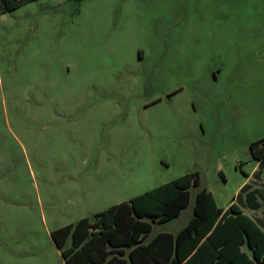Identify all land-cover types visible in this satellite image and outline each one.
Listing matches in <instances>:
<instances>
[{"label":"rangeland","instance_id":"obj_1","mask_svg":"<svg viewBox=\"0 0 264 264\" xmlns=\"http://www.w3.org/2000/svg\"><path fill=\"white\" fill-rule=\"evenodd\" d=\"M263 138L264 0H0V264H62L51 231L186 173L264 195Z\"/></svg>","mask_w":264,"mask_h":264},{"label":"trees","instance_id":"obj_2","mask_svg":"<svg viewBox=\"0 0 264 264\" xmlns=\"http://www.w3.org/2000/svg\"><path fill=\"white\" fill-rule=\"evenodd\" d=\"M263 150L264 138L249 146L259 168L264 166ZM198 186L197 173H186L91 218L57 228L49 238L62 264H126L120 257L128 248L131 264H264V230L234 203L226 210L216 207L211 194ZM190 188L197 191L187 223L175 234L160 233L142 243L152 222H168L187 207ZM242 246L251 251V258Z\"/></svg>","mask_w":264,"mask_h":264},{"label":"crops","instance_id":"obj_3","mask_svg":"<svg viewBox=\"0 0 264 264\" xmlns=\"http://www.w3.org/2000/svg\"><path fill=\"white\" fill-rule=\"evenodd\" d=\"M261 189H259V190L258 189H255L252 192H249V194L245 197L243 204L242 203L241 204L239 203V206H237V205L236 206L240 209V211L242 212V214H244L245 216H247L248 218H250L253 222H255V224H257V226H259L260 229L264 230V210L261 208L262 207V201H263V196L264 195H263V192H262ZM214 203H215V201H214ZM230 204H232V203H230ZM228 206L226 208H223V210H226L228 208ZM191 217H192V207H191V216H190V218ZM165 223H167V222H165ZM153 225H157V223L156 222H152L150 224V226H151L150 233L145 237V239L143 240L142 243L147 242L148 240L152 239L154 236H156L157 234H160V233L175 234L178 230H180L184 226V225H182V227H180L179 229H177V231H174V232H164L163 231V232H156L155 234L151 235ZM130 250H131V248L123 249L124 255L120 257L121 259L125 260L126 264H131V262L128 260V257H127V254H128V252ZM240 250L243 251L247 255L248 258H251V251L249 249H247L245 246H242L240 248ZM164 260H165V258L162 261H164Z\"/></svg>","mask_w":264,"mask_h":264}]
</instances>
